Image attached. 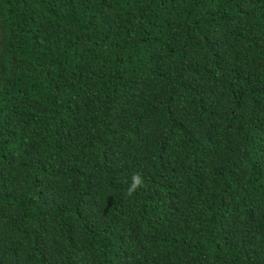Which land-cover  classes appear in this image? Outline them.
I'll list each match as a JSON object with an SVG mask.
<instances>
[{"label":"trees","instance_id":"obj_1","mask_svg":"<svg viewBox=\"0 0 264 264\" xmlns=\"http://www.w3.org/2000/svg\"><path fill=\"white\" fill-rule=\"evenodd\" d=\"M0 264H264V0H0Z\"/></svg>","mask_w":264,"mask_h":264},{"label":"clouds","instance_id":"obj_2","mask_svg":"<svg viewBox=\"0 0 264 264\" xmlns=\"http://www.w3.org/2000/svg\"><path fill=\"white\" fill-rule=\"evenodd\" d=\"M142 184V179L139 175H136L133 177V184L132 187L129 189V194L132 193L133 190H135V188L137 186H140Z\"/></svg>","mask_w":264,"mask_h":264}]
</instances>
